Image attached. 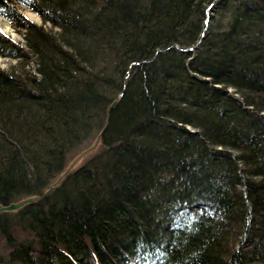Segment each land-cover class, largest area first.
I'll return each mask as SVG.
<instances>
[{"label":"trees","instance_id":"1","mask_svg":"<svg viewBox=\"0 0 264 264\" xmlns=\"http://www.w3.org/2000/svg\"><path fill=\"white\" fill-rule=\"evenodd\" d=\"M0 15V203L38 195L0 211V264H264V0Z\"/></svg>","mask_w":264,"mask_h":264},{"label":"rangeland","instance_id":"2","mask_svg":"<svg viewBox=\"0 0 264 264\" xmlns=\"http://www.w3.org/2000/svg\"><path fill=\"white\" fill-rule=\"evenodd\" d=\"M18 6H19L20 12L22 14H24V16L27 17L29 20L35 22L36 24H42L44 26V28H46V29H52V30L55 29V27H52L50 25V23L42 22L40 17L35 12L24 7L22 4H19ZM0 17L3 20H5V22L8 25L7 29H4L0 25V34L4 37H7L11 42L18 43V44L22 45L24 43V40L22 38V29L13 25L9 19H7L1 15H0ZM18 64H19L18 60H16L15 58L0 55V67L3 68L4 70L10 69L12 66L17 68ZM31 65H32L31 60H28V62L25 64V67H30ZM1 246H2V239L0 237V249H1Z\"/></svg>","mask_w":264,"mask_h":264},{"label":"water","instance_id":"3","mask_svg":"<svg viewBox=\"0 0 264 264\" xmlns=\"http://www.w3.org/2000/svg\"><path fill=\"white\" fill-rule=\"evenodd\" d=\"M118 97V96H117ZM101 130L97 132L92 140L86 147L79 150L64 166V168L56 175L54 180L47 186L46 190L52 189L60 179L68 173L83 157L91 153L97 146L100 138ZM38 198L37 194L28 195L18 200L9 201L5 204L0 203V211H13L21 207L25 203H29Z\"/></svg>","mask_w":264,"mask_h":264},{"label":"bare ground","instance_id":"4","mask_svg":"<svg viewBox=\"0 0 264 264\" xmlns=\"http://www.w3.org/2000/svg\"><path fill=\"white\" fill-rule=\"evenodd\" d=\"M0 25H1L4 29H7V28H8L7 23H6L5 20H3L1 17H0Z\"/></svg>","mask_w":264,"mask_h":264}]
</instances>
